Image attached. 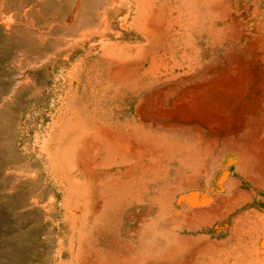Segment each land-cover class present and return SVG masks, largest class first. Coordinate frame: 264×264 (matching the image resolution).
Wrapping results in <instances>:
<instances>
[{
    "label": "rangeland",
    "instance_id": "1",
    "mask_svg": "<svg viewBox=\"0 0 264 264\" xmlns=\"http://www.w3.org/2000/svg\"><path fill=\"white\" fill-rule=\"evenodd\" d=\"M137 1L140 9H134L137 7L134 0H80L79 9H66L67 13L72 11V19L75 24L73 22L74 30L71 36L64 39L65 42L68 41V44H62L56 49L62 50V54L67 57L66 60L62 61L64 69L52 73L49 65L48 72H45L49 83H46L48 80L45 79V76H43L41 83L36 82L34 77H28L29 80L27 81L35 84V90L39 87L35 97L38 98L40 95L41 100L36 105L26 106L21 112L18 131L12 127L9 128L10 125L8 124L11 122L6 125V129L3 128L0 135L5 133L6 136L0 137V146L3 144L0 151L4 152L3 146L8 139L11 141L10 138L13 135L17 137L15 143L17 148H15L14 153L18 152L21 155V149L29 151L33 146L36 147L34 135H39L38 142L41 141L39 138L43 140L47 138L46 128L63 112L64 99L74 98L77 104L75 111L81 115L86 114L88 120L94 125L106 123L127 126L131 129L136 125L139 133L143 135L145 132L146 135H149L153 129L158 132L162 130L163 134L175 131L185 139L191 138L198 142L197 150L199 152L205 151V155L207 153L209 156L213 155L218 161V167L212 176L206 175L205 172H196V166L183 167L182 162H180L182 157L179 156L176 160L174 151H168L163 155L171 156V161H164L162 165L168 167L167 170L169 169L171 178L177 173V171L174 172V168L183 170L181 176L184 177L181 180H187V183L182 185L187 193V199H192V206L199 208L200 211H205L207 207L215 204L216 212L212 215L214 222L228 218L227 214L234 210V200L239 193H242L241 191H245L247 195L253 194V199L260 204L263 203L264 0ZM70 3L72 2L70 1ZM150 4L151 7H149ZM141 12H146L144 15L147 14L148 17L146 22L143 21L145 25L139 20L145 17ZM138 14L140 15L138 16ZM135 16L139 18L136 19ZM102 41H106L107 44L113 42V46L108 52H102L103 48L100 46ZM71 43L74 46L69 47ZM84 60H87L84 66L85 70L81 72V67L79 68L77 64L83 63ZM73 65L75 69H72L74 68ZM70 67L71 70H69ZM215 81L224 82V85H227L228 81L235 83L228 85L226 89L232 94L228 103L220 104L213 99L207 101V103L216 106L215 113H188L191 110V106L188 107L186 101L188 94L179 100V105L184 109L183 113L170 110L172 101L183 94V91L192 87L202 89ZM71 83L72 85H70ZM192 91L190 93H193ZM168 109L169 111H167ZM8 128L13 130L10 131ZM181 147L184 150L181 149L180 152L183 151L185 155L188 154L187 150L189 151L190 148L187 149L184 145ZM92 156L91 158L95 160L101 155L94 150V156ZM88 158L90 159V157ZM75 160L76 158L69 152L64 163L67 165L72 161L71 166H73ZM173 160L175 161L171 163ZM94 162L92 161V163ZM35 166L32 170L41 172L43 175L42 165L35 164ZM88 168L90 169V167ZM104 171L108 177L113 175V172L109 174V171ZM90 172L88 175L92 180L101 174L100 170H95L96 176L93 171ZM26 174L29 176L30 172H26ZM123 175L125 177V174ZM234 175H237L235 178L243 186H238L236 190L239 191H234L235 195L229 199L227 195L233 193H227V189L233 184ZM121 179L122 181L125 180L122 175ZM87 181L89 182V179ZM113 182L114 180L102 178L100 185L104 183L109 186ZM125 184L128 183H119L123 186ZM170 186L175 188L176 184L172 183ZM64 187V183L59 181L57 188L49 184L46 185L49 193L38 204L40 210L38 220L42 224L39 233L41 247L32 260L26 259L22 264H48L51 257L64 258L66 256L65 245L68 226L60 220L59 216V210L62 218L68 216L59 208L63 200L62 191ZM79 190L81 191V189ZM90 195L86 194L87 197ZM85 199L80 206L76 205V202L74 203V212L66 211L69 213L76 212L75 215H80L81 218L79 223L82 224V229L77 235L78 237L76 236L75 247L80 246L79 249H81L86 246L87 251L90 252H94L98 248L107 254L113 252L117 254L118 252V257L125 254L127 255L125 258L128 257V260L119 257L122 264H132L138 261V255L135 251L131 253L128 251L130 248H135L138 251L158 243L154 238L151 240L147 238L146 247V243L143 242L144 237L140 235L143 228L142 224L148 222L158 212L159 215L163 214L165 217L171 218L174 211V204L172 203L167 205L168 208L166 206L164 213L157 209L153 210L151 214L144 212L147 215L142 217L143 220L140 218V221L139 215L138 217L132 215L134 210L127 207L129 199L124 202L120 212L117 210L111 214L114 210L112 209L110 215L102 214V208L99 204L93 208L91 213L85 212L83 204L90 202L89 198ZM108 200L110 199L108 198ZM170 200L169 202H171ZM136 204L139 205L140 203ZM158 204L163 203L158 202ZM145 205L147 206V204ZM192 206L190 205V207ZM140 209L143 207L140 206ZM0 211L5 213L6 208L3 210L0 207ZM2 212H0V229L4 230L7 223L9 226L14 223L9 222V218L12 219L11 216H5ZM204 214L197 215L202 226L209 221V218L207 219ZM239 216L238 214L235 219H238ZM96 217L101 219L97 223L93 220ZM203 218L205 221L202 220ZM255 218L247 219L248 221L243 222L245 226L242 223L241 228L239 225L235 228L236 235L231 243V250L233 254H236L230 257V264H234L235 261V264H238V261L243 264L246 260H250L251 264H255L256 260H258L256 263L264 264V256L262 259L260 258L262 254L264 255V253L261 254L264 250L259 251L263 249L262 246L264 247V216ZM166 221V218L159 220L158 225L160 229L165 227L168 232L169 224ZM34 223V218H31L26 226H32ZM96 224L99 225L96 226ZM135 224L138 226L136 229ZM261 224L263 227H260ZM249 227L252 230H249ZM242 228L247 232L242 231ZM98 229L103 232H94ZM133 230H135V235H132ZM157 232L161 234L163 231L158 230ZM0 234L2 233L0 232ZM251 234L254 236L252 237ZM21 235L23 234L19 233L17 236ZM247 236L253 239L249 241ZM3 238L5 237L1 235L0 249L6 245L2 241ZM139 242L138 247L135 244ZM42 243L44 244L42 245ZM119 247L122 253L118 251ZM241 248H248L245 249L246 256H244L246 252ZM133 253L137 260H135L136 257ZM138 253L141 254L139 251ZM259 253L261 256L258 255ZM252 254H255L256 258ZM242 256H244L243 260ZM258 256L260 257L258 258ZM260 260L261 262H259ZM125 261H132V263ZM204 261V258L200 260V262ZM247 262L245 263L248 264Z\"/></svg>",
    "mask_w": 264,
    "mask_h": 264
},
{
    "label": "bare ground",
    "instance_id": "2",
    "mask_svg": "<svg viewBox=\"0 0 264 264\" xmlns=\"http://www.w3.org/2000/svg\"><path fill=\"white\" fill-rule=\"evenodd\" d=\"M70 1L72 3L69 4ZM137 2V0H134V4L137 5L134 9H140ZM79 6L80 0H0L1 133L3 132V128L6 129V125L9 122H11L8 124L10 125L9 128L12 127L18 131L21 121V112H23L26 106L36 105V103H39L41 100L40 95L38 98L35 97V93L38 92L39 87L35 90V84L29 83L27 81L29 80L28 77H34L36 82L41 83L43 76L48 80L45 72L49 65L51 66L50 72L52 73L57 71L60 72L64 69L62 61L66 60L67 57L62 54V50L59 51L56 49L62 44H68V41L65 42L64 39L70 37L74 30L72 11L67 13L66 9H79ZM151 6L150 4L149 7ZM145 13L142 14L144 15ZM140 14H138V16ZM137 18L139 17H136V19ZM147 19L148 17L146 14L143 19L140 18L139 20L143 23V21L146 22ZM108 43L111 44L102 41L100 46L103 48V53L108 52V50L112 48L113 42L111 41ZM72 46L74 45L71 43L69 47ZM86 61L84 60L83 63L79 62L77 64L79 68L81 67V72L85 70L84 66ZM26 67H28V69H26ZM72 67H74V65ZM72 69H75V67ZM69 70H71V67ZM46 83H49V80ZM234 84L233 81H228L227 85H224V82L215 81L211 83L210 86H206L202 89L196 87H192L193 89L189 88L172 101L170 110L183 113L184 109L179 105V100L188 94L186 101L188 102V107L189 105L191 106V110L188 113H215L216 106L207 103V101L213 99L217 100L220 104L228 103L232 94L226 89L228 85ZM70 85H72V83ZM191 91L193 93H190ZM22 106H24V108H22ZM76 108L77 104L74 98L68 100L64 99L63 112L59 115L58 119H55V121L53 120L46 128L45 133L47 138L44 137V140L39 138L41 141L38 142L39 135L35 134V141H33L36 147L33 146L29 151L21 149V155H19L18 152L14 153L16 151L15 148H17L15 144L16 135H13V137L11 136V141L8 139L5 146H3V154L0 151V207L3 210L6 208L5 213L2 211L0 212H2L3 215L5 214V216H11L13 221L9 218V222L14 223L10 226L7 223L6 229H0L2 233L0 236L2 235L5 237L2 241L6 244L0 249V264H22L26 259L32 260L38 253V249L41 247L39 233L42 226L40 220H38L40 217L38 204L44 199L46 194L49 193L46 188L48 184L57 188L58 181L64 183L65 187L62 191L63 200L59 208L68 215L62 218L59 210L60 220L65 222L68 226L65 245L66 256H64V258L56 256L51 257L48 264H122V262L119 261V257L124 259L127 255L123 254L118 257L117 251V254L114 252L107 254L98 248H96L94 252L87 251L86 246L81 249H79L80 246L76 248L75 239L82 229V224L79 223L81 218L80 215H75L76 212L69 213L66 211L74 212L73 209L75 208L73 205L75 202L76 205L80 206L85 198H89L90 202L83 204V210L88 213H91L93 208H96L98 204L101 205L102 214L104 215H110V210L112 211V209L114 210L111 214L117 210L120 212V208L124 206V202L127 201V199H129L127 207L134 210L132 215L137 217L139 215V220L147 215L144 212L151 214L153 210L157 209L161 213H164L167 205H171L172 201L175 202L176 198L180 200L182 196L180 193L183 192V199L186 198L187 193L182 188V184L186 182L185 180H181L184 177L181 176L183 170L174 168V172L177 171V173L171 178L168 172L169 169L167 170L168 167L162 165L164 161H171V156L163 155L168 151H174L176 160L179 156L182 157L181 161L180 159H178V161L182 162L183 167L192 165L196 166L197 170L195 171L200 170L197 160L193 158L190 153L185 155L183 151L180 152L182 149V147L180 148L181 145H184L187 149L190 148V150H195L197 147L193 146L195 143L192 141L196 142L194 139L178 137L175 131L163 134L162 130L158 132L156 129L149 132L150 136L146 135L145 131L143 135L139 133V129L136 125H134L132 129L127 126L106 123L94 125L88 120L86 114L81 115L77 113L75 111ZM18 109H20V111H17ZM167 111H169V109ZM12 128L9 130H13ZM2 135L6 136L5 133ZM2 135H0V137ZM94 150L101 155L95 160L91 158L92 155L94 156ZM69 152L76 158L74 161V165L76 164L75 167L74 165L71 166L73 164L72 161L71 163H67V165L64 163V159ZM202 153L203 155L206 154L205 151H201L200 154ZM88 157H90V159ZM92 161L95 162L92 163ZM174 161L175 160L171 163ZM217 162L214 156L211 155L208 159L206 158V161L202 162L200 160L199 164L203 163L207 168H212L210 171H205L206 175L212 176L217 170ZM35 164L42 165L43 175L41 172L32 170L36 167ZM88 167H90L91 170ZM95 170H100L101 174H98V176L95 177L96 179L92 180L88 174L90 171H93L95 174ZM104 170L107 172L109 171V174L113 172V175H109L110 177H108L107 174H104L106 173ZM26 172H30V175L28 176ZM123 174H125V177ZM96 175L97 174H95V176ZM121 175L125 180L122 181ZM235 177H237V175L233 176V184L227 189V193L239 191L236 190L238 186H243ZM102 178L111 179L114 180V182L109 186L104 183L100 185V180ZM88 179L89 182L87 181ZM120 182H126L128 184H125V186L119 185ZM172 183L176 184L175 188H171L170 185ZM125 187H127V190H125ZM79 189H81V191ZM241 192L242 193H239L238 197L234 200V210L230 211L229 214H227L228 218L223 221H213L212 215L216 212L215 204L207 207L205 211H200L199 208L189 209L184 217H176L177 214H179V212L181 214L182 211L179 206L174 207L173 214L172 216L170 215L171 218L165 217L163 214L159 215L158 212L148 222L142 224L143 228L140 234L141 237H144L143 242L146 243V247L147 238L150 240L154 238L158 243L150 248L138 250L141 254H139L135 248H130L128 251L130 253L135 251L136 255H138V261L134 263H132V261L127 262H131L132 264H228L230 257L236 254L232 253L231 243L236 235L235 228L237 225L241 228V224L245 222V220L253 219V217H259L261 215L264 216V202L260 204L253 199V194L250 193V195H247L245 191ZM86 194L91 195L87 197ZM170 194L174 195V198L170 200L171 202H169ZM234 195L233 193L227 195V197L230 199ZM108 198L110 200H108ZM118 199L121 200L119 201ZM158 202L163 204H158ZM136 203L140 204L137 205ZM165 203L166 205H164ZM145 204H147V206ZM30 205L32 206L30 207ZM28 206L30 208H27ZM140 206H142L143 209H140ZM154 206L156 207L154 208ZM201 213H205L204 216L207 219L209 218L207 224L203 226L199 221L200 218L197 216ZM102 214L101 216H103ZM238 214L240 216L238 219H235ZM173 215L175 216L173 217ZM211 216L212 218L210 220ZM31 218H34L35 223L32 226H26V223L29 222ZM143 218L141 220H143ZM164 218L167 219L166 222L169 224L168 232L165 230V227L160 229L158 225L159 220ZM93 220L97 223L101 219L100 217H96L93 218ZM202 220L205 221V218ZM97 225L99 224H96V226ZM261 226L262 224L260 227ZM137 227L138 226L135 224V229ZM244 229H246V227H244ZM158 230L163 232L159 234L157 232ZM249 230H252V228ZM133 231L132 235H135V230ZM242 231H244L243 228ZM94 232L100 233L103 231H99L98 229ZM258 232L260 231L258 230ZM19 233L23 234L24 237L23 235L17 236ZM254 234H251L252 237ZM249 239V241H251L253 238ZM247 241L244 242L247 243ZM43 244L44 243H42V245ZM139 244L140 242L135 245L139 247ZM253 247L256 248V246ZM249 248L251 249V247ZM262 248L263 249L259 250L260 252L264 250L263 246ZM241 249L240 251L244 248ZM118 251L122 253L120 247ZM262 253H264V251L261 252V254ZM147 254H149V256H146ZM133 255L135 256L134 253ZM246 255L247 252L244 256ZM258 255H260V253ZM134 256L132 257L131 255L132 258H134ZM244 256H242V260ZM254 256L255 254L253 257ZM260 256H258V258ZM263 256L262 254L260 258L262 259ZM253 257L252 261L254 260ZM127 258L125 259L128 260ZM203 258L205 261L200 262ZM254 258H256V256ZM135 260H137V257ZM257 261L258 260H256V262ZM245 262L251 264L250 260H246ZM245 262H243V264H246ZM256 262L255 264H258ZM259 262H261V260ZM238 264L241 263L238 261Z\"/></svg>",
    "mask_w": 264,
    "mask_h": 264
},
{
    "label": "crops",
    "instance_id": "3",
    "mask_svg": "<svg viewBox=\"0 0 264 264\" xmlns=\"http://www.w3.org/2000/svg\"><path fill=\"white\" fill-rule=\"evenodd\" d=\"M158 109V108H157ZM178 137H183V136H180V135H178V133L176 134ZM184 138V137H183ZM193 146H195V147H198L199 145H198V142H196L195 144H193ZM184 148H182V150H183ZM187 152L188 153H190L191 154V156L193 157V158H195L196 160H197V163H198V167L200 168V170L199 171H196V172H205L206 170H208V171H210L212 168H210V167H208L207 168V166L205 165V164H199V161L201 160L202 162L203 161H206V158L208 159L210 156L209 155H207V156H205V154L203 155V153L202 154H200L201 152H199L198 150H197V148H195V150H187ZM216 164H218V162L216 163ZM207 168V169H205V168ZM186 182L185 183H187V180H185ZM184 183V184H185ZM170 187V186H169ZM182 188H183V185H182ZM185 193V192H184ZM180 194H182V196L180 197V200H178L177 198H176V200H175V202H173L172 201V203L174 204V207L175 206H179L181 209H182V211H181V214H180V212H179V214H177V216L176 217H180V216H182V217H184L185 216V214L187 213V211L190 209H198V208H196V207H194V206H192V199L190 198V200L189 199H187V197L185 198V199H183V192L182 193H180ZM174 198V195H172V196H170L169 197V200L170 199H173ZM190 202V203H189ZM171 203V204H172ZM190 205L192 206V207H190Z\"/></svg>",
    "mask_w": 264,
    "mask_h": 264
}]
</instances>
